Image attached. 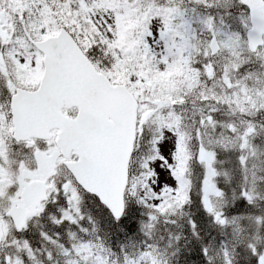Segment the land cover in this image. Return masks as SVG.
<instances>
[{
  "label": "snow or ice",
  "instance_id": "1",
  "mask_svg": "<svg viewBox=\"0 0 264 264\" xmlns=\"http://www.w3.org/2000/svg\"><path fill=\"white\" fill-rule=\"evenodd\" d=\"M0 264H264V0H0Z\"/></svg>",
  "mask_w": 264,
  "mask_h": 264
}]
</instances>
